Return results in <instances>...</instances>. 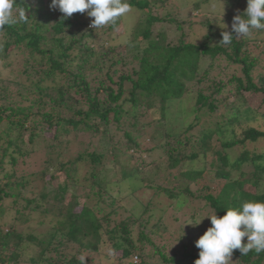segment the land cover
<instances>
[{
  "label": "trees",
  "instance_id": "trees-1",
  "mask_svg": "<svg viewBox=\"0 0 264 264\" xmlns=\"http://www.w3.org/2000/svg\"><path fill=\"white\" fill-rule=\"evenodd\" d=\"M35 1L16 0L14 14L24 9L27 22L0 29V61L21 54L26 80L16 81L13 89L0 86V208L11 200L21 206L14 213L26 217L23 223L28 212L52 218L55 225L46 241L14 223L0 225V264H59L54 258L62 247H71L72 254L60 264H79L81 255L86 264H100L117 254L116 264H194L199 249L193 233L203 234L205 223L189 222L202 217V210L220 217L246 201L264 202V149L259 147L264 129L246 125L256 120L264 127V74L251 56L264 41V30L219 44L223 31L233 32V17L244 12L247 0H224L235 9L228 30L218 27L214 15L191 16L211 0H195L185 15L168 11V0H128L146 15L145 25L132 31L133 38L146 41L138 53L110 44L121 17L90 29L82 13L65 18L52 11L51 0ZM193 24L206 31L196 43L187 41L185 32ZM158 25L167 29L155 31ZM157 49L166 55H155ZM258 96L261 104L253 109L249 98ZM217 113L212 123L200 124L202 116ZM39 149L46 153L41 170L19 176L18 160ZM109 159L127 169L111 184L102 176ZM148 166L152 178L143 184ZM85 168L89 171L82 175ZM234 171H239L236 178ZM139 184L188 216L174 219L189 237L179 235V248L169 254L158 245L163 220L151 223L156 207L151 201L134 200L136 207L124 209L128 216L113 224L123 208L119 204L133 198ZM185 206L189 214L181 210ZM31 247L38 248L34 255L27 253ZM231 264H264V251L234 250Z\"/></svg>",
  "mask_w": 264,
  "mask_h": 264
},
{
  "label": "rangeland",
  "instance_id": "rangeland-1",
  "mask_svg": "<svg viewBox=\"0 0 264 264\" xmlns=\"http://www.w3.org/2000/svg\"><path fill=\"white\" fill-rule=\"evenodd\" d=\"M151 3H157V0H147ZM195 0H168L167 4H170V8H168V11L185 15L187 11L185 12V8H189L191 4H193ZM27 2L32 3L33 5L37 4V1L35 0H27ZM224 3V5H223ZM39 4V2H38ZM224 6V15L222 18V22L227 25V28H222L223 25L219 22L217 23L218 27L224 30H228L229 27L231 26V11H235L234 8L228 9L225 6V1L223 0H211L210 3L204 4L202 3L201 6H199L198 11H193L192 15L193 17L197 18L198 20L201 19L204 16L207 15H214L217 18L222 14ZM191 8V7H190ZM43 9H48L46 5H43ZM52 11L57 12L58 8L53 9L51 8ZM160 13L164 14V11L160 10ZM85 17L86 20L88 21V28L93 29L91 27V21L92 17H89L86 15V13H82ZM56 16L53 15L52 17L54 18ZM53 20V19H50ZM52 21L48 22V25H51ZM146 23V15L141 13L135 8H132L131 11L121 17V23L119 26H117L115 29H113L110 32V39L111 45L115 46H120L125 49L126 52L128 53H138L143 51L146 48V41L141 40L139 36L133 38L132 37V31L135 28L136 24H141L142 26L145 25ZM155 31H161L163 29H167V27L158 25L154 26ZM186 34L188 35L187 41L196 43L200 40V38L204 35L206 32L205 29L199 27L196 24H193L191 26V29L188 33V30H185ZM248 48L250 50L253 48V43L249 42ZM155 55H158L159 57H164L166 55V51L163 49H157L156 53L154 52ZM254 57H257L258 60V65H257V72L263 73L264 74V41H258L256 43V47L252 49V55ZM23 57L19 53H13L8 59L0 61V86L5 85L8 83V86L11 87V89L15 88V82L16 81H26L25 78L21 77L20 69H21V62H22ZM215 73V72H213ZM214 75V74H213ZM216 75V74H215ZM214 75V76H215ZM215 78V77H214ZM217 80L221 79V77H216ZM229 102H231L233 99L231 97L232 94H229ZM261 96L258 97H250L248 105L252 107L253 109H258V106L261 104ZM157 102V101H155ZM158 103H154V107L157 109L158 108ZM221 113V112H220ZM220 113H217L215 115H208V116H202L200 120L201 125L205 124H210L212 123L217 116H219ZM205 115V114H204ZM188 117L189 121L193 120V114L189 115ZM157 117V116H156ZM153 116L154 120L156 118ZM149 120H151V117H148ZM157 124V121L156 123ZM158 125V124H157ZM247 126L254 127V128H262L264 127L260 124L259 122L254 120L246 123ZM198 129V128H197ZM195 129L193 133H198V130ZM158 133L154 132L152 134V138L154 142L158 140ZM150 138V137H148ZM260 148L264 149V144L259 145ZM72 152H76V147H72ZM1 154V151H0ZM151 157L153 160L157 159L156 153L151 154ZM46 160V153L45 151H40L37 150L35 153L30 155L27 158H24L23 160H18L17 164L14 167L15 172L21 176L25 175L27 176L28 174H33L43 167V163ZM121 161H118L117 163L111 162V160H107L105 163V169L103 170L102 176L105 178L107 181V184H111L115 182L117 179H120V175L122 174L126 169L125 166H122ZM119 164V165H118ZM9 170L10 167H7ZM123 170V171H121ZM246 170V169H245ZM88 168H85L82 175H86L85 173L88 172ZM153 174V168L151 166H148L144 173L141 175V179L143 181V184L151 180ZM239 174V171H234L232 172V177L236 178ZM142 183V182H141ZM39 183H35V185H38ZM200 185V184H199ZM142 187L140 190L136 191L134 194L133 198H130V200L123 201L119 205H123V208L118 209V214L113 217L112 221L113 224L119 222L123 218L127 217V213L124 211V209H130L133 210L132 208L136 207V201L138 200L141 203H146L148 201H151L156 207L154 209V215L153 219L151 220V223H156L158 218H162V223L159 225V233L161 234V238L158 239L157 241L159 242L158 245L161 247H164V250L166 253L169 254L173 249H178L179 243L177 242V239L179 235H182L183 237H189L186 231L179 230L180 227L177 223H175L174 219L177 218L178 221H181L183 219H187V215H182V213H179L177 205L174 203L170 206V203L164 199L163 196H157L153 197L152 192L149 190H146L143 188L142 184H139V187ZM249 189V187H246ZM79 195L81 194V191L78 193ZM0 225H7L9 223H14L16 229L22 230L25 234H31L37 238L43 239V240H49L51 238V234L54 232V229L52 224L55 225V220L52 218L45 219L42 216L40 217L39 214H28V212H25L26 215H28V220L23 223V220L26 219V217L22 216L20 219L15 218V211L14 210H21V206L19 205H12L11 200H6L1 204L0 208ZM183 212L190 213L189 209L182 208ZM138 211V209L136 210ZM202 216H207L206 211H203ZM49 220L52 221V223L49 222ZM204 223L202 224V227L204 228V231L208 228V226L211 224L210 219L207 217L204 218ZM151 225V224H150ZM195 239H198L201 235L203 234H196L193 233ZM56 244V243H54ZM32 248V247H31ZM37 249L38 248H34ZM32 248V252L29 251L30 248L27 249V253L30 255H34L37 251ZM63 252L57 254L54 259H57L59 264L60 262H65L69 256L72 254V248L70 247L69 249H64L62 247ZM61 250V251H62ZM119 257V254L110 256L109 260H104L100 264H116V260ZM65 258V259H64ZM133 261H138L137 259L133 258Z\"/></svg>",
  "mask_w": 264,
  "mask_h": 264
},
{
  "label": "clouds",
  "instance_id": "clouds-1",
  "mask_svg": "<svg viewBox=\"0 0 264 264\" xmlns=\"http://www.w3.org/2000/svg\"><path fill=\"white\" fill-rule=\"evenodd\" d=\"M15 5L16 0H0V29L5 25L27 22L24 9L14 14ZM50 8H58L65 18L77 12L86 13L93 18L91 27L96 29L115 24L118 18L131 11L132 6L128 0H51ZM223 15L224 6L219 20L222 28H227L222 22ZM232 30L231 33H221L219 44L228 45L236 36L248 37L253 30H264V0H247L244 12L233 17ZM205 217L210 219L211 227L195 241L199 253L194 264H231L234 250H239L242 255L253 250L257 253L264 251V202L246 201L240 208L225 210L223 216L218 217L214 212L189 223L198 225ZM245 237L247 242L242 243ZM85 258L81 255L79 264H86Z\"/></svg>",
  "mask_w": 264,
  "mask_h": 264
}]
</instances>
